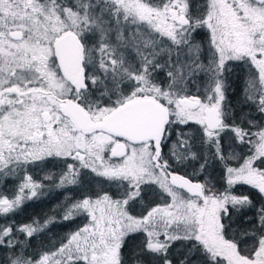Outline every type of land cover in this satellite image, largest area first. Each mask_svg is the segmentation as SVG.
<instances>
[{
    "label": "snow or ice",
    "instance_id": "snow-or-ice-1",
    "mask_svg": "<svg viewBox=\"0 0 264 264\" xmlns=\"http://www.w3.org/2000/svg\"><path fill=\"white\" fill-rule=\"evenodd\" d=\"M9 179L6 220L80 192L0 223V264H264V0H0Z\"/></svg>",
    "mask_w": 264,
    "mask_h": 264
},
{
    "label": "trees",
    "instance_id": "trees-1",
    "mask_svg": "<svg viewBox=\"0 0 264 264\" xmlns=\"http://www.w3.org/2000/svg\"><path fill=\"white\" fill-rule=\"evenodd\" d=\"M204 2V0H194V3L196 5H200ZM235 75H233V81H235ZM237 88V84L233 82L232 88L230 91H234ZM230 99H233L234 97H230ZM257 118L259 119L258 114ZM246 151V150H245ZM59 169L52 168L50 165L48 168H46L44 171H40L39 168L33 169L31 171V174L38 180H42L46 172H58ZM16 181L14 179H9L5 183L0 184V191H10L12 188L15 187ZM46 188L48 189L44 196L40 197V199L32 200L27 202L25 206H23L22 210L19 211V213L13 217L8 218V220H15L17 224L27 222L29 218L31 217H39L44 218L45 216H54L56 214V210L60 204H62L65 200V197L68 195L79 197V189H74L72 192H66L64 189H58L53 184L45 181ZM105 187H108L105 185ZM113 190H115V186H111ZM222 190V189H221ZM234 192L236 194H245L250 195L254 199V192L255 190L252 189L248 185H235L234 186ZM255 201V200H254ZM255 213V208L248 211V217H252ZM4 217H0V223H6L8 222ZM82 218L78 219L76 223L74 224H68L63 227H56L52 229L51 232L46 233L44 236H42L38 241L33 242L34 246L38 245L40 242H43L45 244L49 243L51 240L58 239L60 236H63L69 231L75 230L76 227L80 226L82 223H84ZM233 227H237V225H233ZM134 242H131L129 245V250L132 247V244ZM6 255L5 251L3 249H0V257H3Z\"/></svg>",
    "mask_w": 264,
    "mask_h": 264
},
{
    "label": "flooded vegetation",
    "instance_id": "flooded-vegetation-1",
    "mask_svg": "<svg viewBox=\"0 0 264 264\" xmlns=\"http://www.w3.org/2000/svg\"><path fill=\"white\" fill-rule=\"evenodd\" d=\"M254 200L256 202V207H255V211H256V209L260 207V204H259L260 197H259L258 193L256 192V190L254 192Z\"/></svg>",
    "mask_w": 264,
    "mask_h": 264
}]
</instances>
